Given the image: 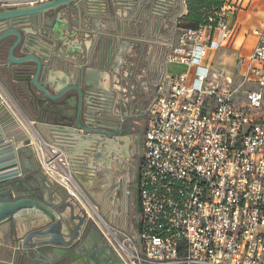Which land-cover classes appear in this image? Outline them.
Returning a JSON list of instances; mask_svg holds the SVG:
<instances>
[{
    "label": "built area",
    "instance_id": "built-area-1",
    "mask_svg": "<svg viewBox=\"0 0 264 264\" xmlns=\"http://www.w3.org/2000/svg\"><path fill=\"white\" fill-rule=\"evenodd\" d=\"M238 3L227 0L168 44L144 112L138 224L126 232L105 223L122 264H264V22L252 30L251 54L239 60L236 89L207 60L214 45L238 37L239 25L229 26ZM245 82L257 88L235 101ZM54 162L68 171L62 156ZM62 179L74 181L69 171Z\"/></svg>",
    "mask_w": 264,
    "mask_h": 264
},
{
    "label": "crops",
    "instance_id": "crops-1",
    "mask_svg": "<svg viewBox=\"0 0 264 264\" xmlns=\"http://www.w3.org/2000/svg\"><path fill=\"white\" fill-rule=\"evenodd\" d=\"M220 1L222 0H75L70 4L60 5L57 10L27 16L21 21L16 29L23 35V39L15 49L14 58H38L44 65L40 83L47 84L49 92L53 94L63 89L69 90L72 85H79L83 90L82 99L74 90L66 92L64 96L73 98L75 109L78 105L83 127L105 132L99 139L93 140V147L82 149L81 154L72 156V159H67L66 153L54 145L56 141L47 124L38 121V114L42 109L37 104L36 97L43 96L34 84L31 91L27 82L36 72V61L32 58L20 64L10 61V47L17 36L12 34L0 40V96L4 102V114L8 117L6 127L15 134L30 137L32 141L29 146L33 145L40 151V147L33 143L35 138L38 145L44 146L46 165L42 166L40 163L42 156L44 157L42 151L32 158L30 153V157L27 156L29 163L26 164L29 174L39 180L43 179L45 186L55 196L64 197L66 202H70L71 196L75 194L78 199L73 198L79 205L75 207L76 214H82L87 209L89 218L85 223L87 236L84 245L90 251L102 250L101 256L104 259L100 258L99 264H122L105 237V225L126 232L134 231L136 227L130 218L128 207L113 188L119 180L116 175L119 166H124L123 151L129 147L122 141L126 138L124 133L130 130V125L146 108L150 97L145 91L141 93L135 90V86L141 87L140 90L148 87L152 62L148 54L154 52L158 41L165 42V45L178 43L183 30L181 27L197 23L205 8L214 10ZM11 7L15 6H9ZM252 7L253 12L249 13L248 10V16L242 20V8L229 13V26L238 24L240 31L242 30L235 39V43L239 42L241 45L239 59L251 54L257 44L252 30L259 28L264 22V0H252L250 8ZM9 8L0 7V12ZM254 13L262 15L263 21L259 24L252 20ZM10 27L9 22H0V36ZM219 47L221 46L214 45L211 50L213 59ZM141 55L147 60L146 67L148 66L147 77L141 76L144 78L142 85L137 82L134 72L145 64L140 62ZM213 62L214 60L211 61L212 64ZM165 69L164 63L163 72ZM120 131L124 133L121 134ZM2 132L5 136L6 132ZM133 132L132 129L130 133ZM109 141L111 144H106ZM13 144L18 149L23 143ZM109 147V153L102 151ZM98 152L103 153V156L95 160L93 154ZM61 156L70 161L71 168L68 171L75 177V181L70 182L69 186L64 182L67 180L62 179L68 171L54 162L55 157ZM55 164L56 170L53 169V174L50 171L48 174V168L52 169ZM87 198L92 201L93 206ZM65 216L69 218L70 209ZM42 223V220L37 223L33 218L29 221L27 217L17 220V238H22L33 225ZM75 224L76 222H72L70 225L72 227ZM12 240L13 227L10 224L0 226L1 262L13 264L12 257L16 249Z\"/></svg>",
    "mask_w": 264,
    "mask_h": 264
},
{
    "label": "water",
    "instance_id": "water-1",
    "mask_svg": "<svg viewBox=\"0 0 264 264\" xmlns=\"http://www.w3.org/2000/svg\"><path fill=\"white\" fill-rule=\"evenodd\" d=\"M73 1L75 0H18L15 7L0 12V22L11 24L10 29L2 33L0 40L12 34L17 36V40L10 47L9 60L20 64L32 58L38 65L34 76L27 81L31 91L34 84L43 96L36 97L37 104L42 109L41 114H38V121L46 123L51 129L56 141L54 145L66 153L67 159L81 154L82 149L93 147V140L99 139L105 132L83 127L78 105L75 109L73 98L64 96L66 92L74 90L82 99L83 90L79 85H72L71 89L60 90L57 94L49 92L47 84L40 83L44 68L40 60L32 56L15 59L14 52L23 39L16 27L25 17L57 10L60 5ZM4 111V102L0 96V226L10 224L13 227L12 241L16 249L12 257L13 264H99V259H104L101 256L102 250L90 251L84 245L87 236L85 223L89 218L87 211L76 214L75 207H79L76 199L71 196L72 200L66 202L64 197L55 196V193L45 186L43 179L39 180L29 174V167L26 165L29 163V154L31 153V158L36 157L40 151L44 155V146L38 145L39 142L35 138L33 143L40 147L39 151L33 145L29 146L32 141L30 137L9 131L6 127L8 117ZM130 127L137 128V125L133 123ZM2 130L6 132L5 136ZM122 132L120 131L121 134ZM88 135H91L90 138ZM122 141L124 143L125 139ZM14 142L23 143L22 147L17 149ZM106 144L111 143L109 141ZM110 150V147L102 149L106 153ZM53 153L57 155L56 151ZM93 156L98 160L103 153L98 152ZM67 159L63 157L70 169L71 163ZM40 163L42 166L46 165L45 155ZM71 177L75 181L72 172ZM68 209L69 218L65 216ZM23 217H27L29 221L33 218L37 223L42 220L43 223L33 225L22 238H17L16 223ZM72 222L76 224L71 227ZM0 264L8 263L0 261Z\"/></svg>",
    "mask_w": 264,
    "mask_h": 264
},
{
    "label": "rangeland",
    "instance_id": "rangeland-1",
    "mask_svg": "<svg viewBox=\"0 0 264 264\" xmlns=\"http://www.w3.org/2000/svg\"><path fill=\"white\" fill-rule=\"evenodd\" d=\"M238 4L239 7L238 9H243L244 12L241 13V20L243 19V17H247L248 15V10L249 13L253 12L252 8H250V3L252 2V0H238ZM248 2L246 5H244V3ZM255 4V3H254ZM254 19V22H256L257 24H259L261 21H263L262 15L260 13H254L252 16V20ZM242 27V26H241ZM243 28V27H242ZM242 31V30H241ZM241 31H239L238 34L241 33ZM161 43V44H160ZM221 47H219V49L216 51V56L215 59H213L212 54H209L208 56V63H211L212 60H214L213 62V72L214 74H219L221 71L225 73V75L230 76L233 78L234 84H233V88L236 89L237 86H239L242 82H243V77H239L237 75V69L239 66V51L241 50V45L240 43H235L234 42H223L220 45ZM150 50V49H149ZM168 50V43L165 45V42H160L158 41V43L155 45V50H153L154 52L149 53L148 57H150L152 59V62L150 64L151 67H149V82H148V87L147 89H141L139 88V86H135V90H137L138 92L145 91V93H148L150 95L149 99L147 100V106L148 104L151 102L152 98L154 97V90H155V85L159 79V77L161 76L163 70H164V58H165V53ZM151 52V51H150ZM152 55V56H151ZM146 57V55H145ZM212 59V60H211ZM144 62L145 64L143 65L142 68H140L135 72V78L137 80L138 83H140V85H142L141 81L147 77V67H146V59L143 58V55H141L140 57V62ZM141 62V63H142ZM133 69V68H132ZM169 71H184L185 69L182 67H178L176 65H171L170 67H168ZM144 72V75H143ZM141 76H143L144 78L142 79ZM242 81V82H241ZM124 84V82H123ZM257 85H255L254 83H247L245 82V84L243 85V87L239 90V94L236 95L235 101H239V102H246V93L252 91V89H256ZM46 169V168H45ZM88 199V198H87ZM89 200V203L93 206L92 201ZM85 207V206H84Z\"/></svg>",
    "mask_w": 264,
    "mask_h": 264
},
{
    "label": "flooded vegetation",
    "instance_id": "flooded-vegetation-1",
    "mask_svg": "<svg viewBox=\"0 0 264 264\" xmlns=\"http://www.w3.org/2000/svg\"><path fill=\"white\" fill-rule=\"evenodd\" d=\"M144 112L145 109L140 113V116L133 121V123L137 125V128H130L129 131L123 132L124 135H126L124 144H127V147H129L123 151L124 166H119V172L116 174L119 180L113 188L118 197L121 198V201L128 207V213L135 225L138 224L137 221L141 212L139 165L141 163L142 154L141 142L147 129ZM93 118L95 117L93 116ZM132 129L134 132L131 134L130 131H132Z\"/></svg>",
    "mask_w": 264,
    "mask_h": 264
},
{
    "label": "trees",
    "instance_id": "trees-1",
    "mask_svg": "<svg viewBox=\"0 0 264 264\" xmlns=\"http://www.w3.org/2000/svg\"><path fill=\"white\" fill-rule=\"evenodd\" d=\"M227 2V0H222L220 1V3L218 4V7L214 10H207V8H205L203 10V13H202V17L200 18V20L197 22V23H194V24H189L187 25L186 27H181L182 29H186V28H198L199 26H201L202 24L206 23L205 22V19L212 15L215 11H218L220 10L224 5L225 3Z\"/></svg>",
    "mask_w": 264,
    "mask_h": 264
}]
</instances>
